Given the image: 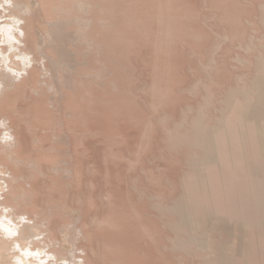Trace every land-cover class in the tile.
Instances as JSON below:
<instances>
[{"label": "rangeland", "instance_id": "obj_1", "mask_svg": "<svg viewBox=\"0 0 264 264\" xmlns=\"http://www.w3.org/2000/svg\"><path fill=\"white\" fill-rule=\"evenodd\" d=\"M69 5L60 95L10 118L53 233L86 264H264V0Z\"/></svg>", "mask_w": 264, "mask_h": 264}, {"label": "bare ground", "instance_id": "obj_2", "mask_svg": "<svg viewBox=\"0 0 264 264\" xmlns=\"http://www.w3.org/2000/svg\"><path fill=\"white\" fill-rule=\"evenodd\" d=\"M78 6L89 11L91 5ZM72 7L69 0H0V264H86L76 254L80 248L73 240L71 226L59 228L60 236H56L50 228V218L36 208L33 197H28V191L34 189L26 187L25 176L19 171L27 159L20 150L21 133L10 119L15 112L23 120V111L17 105L20 98L25 97L31 103V93L37 96L41 92L39 99L44 95L51 102L60 95L61 72L66 65L62 53H54L51 48L62 42ZM90 22L91 19H84V25ZM40 104L33 107L34 113L40 112L37 108ZM258 132L264 168L261 122ZM40 161L34 157L31 163L41 172ZM30 206L31 209H26Z\"/></svg>", "mask_w": 264, "mask_h": 264}]
</instances>
